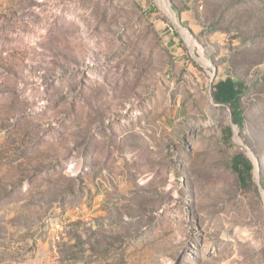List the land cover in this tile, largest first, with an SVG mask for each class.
<instances>
[{
	"label": "rangeland",
	"instance_id": "obj_1",
	"mask_svg": "<svg viewBox=\"0 0 264 264\" xmlns=\"http://www.w3.org/2000/svg\"><path fill=\"white\" fill-rule=\"evenodd\" d=\"M167 2L0 0V264H264V0Z\"/></svg>",
	"mask_w": 264,
	"mask_h": 264
},
{
	"label": "trees",
	"instance_id": "obj_2",
	"mask_svg": "<svg viewBox=\"0 0 264 264\" xmlns=\"http://www.w3.org/2000/svg\"><path fill=\"white\" fill-rule=\"evenodd\" d=\"M242 95V86L232 78L217 81L212 87L213 100L217 104L227 106L231 111V121L239 129L243 127L242 112L239 99ZM227 138L232 136V129L225 130ZM231 169L237 175L240 185L246 187L251 180L253 165L243 155H236L231 161Z\"/></svg>",
	"mask_w": 264,
	"mask_h": 264
},
{
	"label": "bare ground",
	"instance_id": "obj_3",
	"mask_svg": "<svg viewBox=\"0 0 264 264\" xmlns=\"http://www.w3.org/2000/svg\"><path fill=\"white\" fill-rule=\"evenodd\" d=\"M161 2V5H162V9L163 11L169 16V17H172V20L174 21V17L172 16L171 14V11L169 9V4L167 2V0H159ZM192 45V44H190ZM198 61L200 63H202L204 66H209L208 62L204 59V57H199L198 58ZM236 138V137H235Z\"/></svg>",
	"mask_w": 264,
	"mask_h": 264
},
{
	"label": "water",
	"instance_id": "obj_4",
	"mask_svg": "<svg viewBox=\"0 0 264 264\" xmlns=\"http://www.w3.org/2000/svg\"><path fill=\"white\" fill-rule=\"evenodd\" d=\"M230 125L232 126V130H233L234 134L237 136L238 127L236 125H234L231 120H230ZM262 192H263V195H264V191L263 190H262Z\"/></svg>",
	"mask_w": 264,
	"mask_h": 264
}]
</instances>
